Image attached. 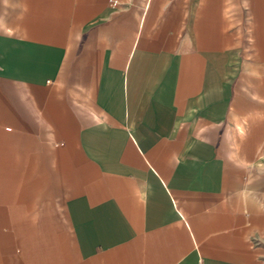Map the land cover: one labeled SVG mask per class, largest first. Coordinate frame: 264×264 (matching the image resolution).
Here are the masks:
<instances>
[{"label": "crops", "instance_id": "crops-1", "mask_svg": "<svg viewBox=\"0 0 264 264\" xmlns=\"http://www.w3.org/2000/svg\"><path fill=\"white\" fill-rule=\"evenodd\" d=\"M0 264H264V0H0Z\"/></svg>", "mask_w": 264, "mask_h": 264}]
</instances>
